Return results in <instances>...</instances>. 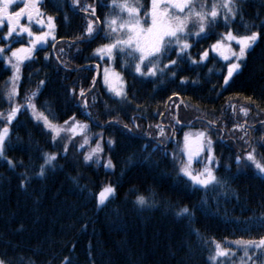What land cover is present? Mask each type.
Returning a JSON list of instances; mask_svg holds the SVG:
<instances>
[{"label":"trees","instance_id":"1","mask_svg":"<svg viewBox=\"0 0 264 264\" xmlns=\"http://www.w3.org/2000/svg\"><path fill=\"white\" fill-rule=\"evenodd\" d=\"M69 2L41 0L45 23L32 26L37 33L43 32L47 16H52L56 39L37 45L31 58L21 64L15 101L26 104L24 97L44 81L32 101L39 111L48 115L50 109L49 118L55 116L54 122L65 127L64 122L71 124L73 117L89 127L83 135H61L54 143L53 134L30 109L22 107L12 121L5 155L17 166L13 169L0 159V256L12 259L13 264H19L21 256L25 264L29 258L35 264H242L238 257L242 249L234 242L264 237V224L260 223L264 219V174L243 160L255 147L257 159L264 163V0H239L237 19L228 27L219 20L215 28L207 29L206 36L190 38L188 55L178 57L173 49L169 59L177 60L175 77L171 71L142 77L117 57L112 62L123 75L126 101L109 92L100 78L93 85L95 63L100 67L109 63L108 58L96 55L95 49L110 40L104 38L103 31L94 40L86 35L90 20L95 22L98 17L97 30L99 23L100 29L105 28V19L117 18L119 10L111 7L112 0H71L75 10ZM138 2L143 5V17L150 0ZM85 5L95 7V17ZM229 30L238 36L257 31L260 38L225 86L227 64L210 47ZM56 40L57 58L51 52ZM204 50H209V58L200 63ZM10 75L11 69L0 57V113L4 114L9 111L6 93ZM179 100L178 119L192 121L190 126L174 121ZM241 107L249 109L247 116ZM242 118L250 124L245 130L237 126ZM201 119L212 121L213 127ZM133 121L139 128H133ZM157 125L164 127L167 138L160 136ZM195 128L207 131L212 138L219 161L215 173L227 181L222 189L192 187L186 177L178 175L179 164L170 154L186 159L180 153L184 133ZM84 136L90 143L81 147ZM109 139L116 141L111 149ZM97 143L104 149L99 163L95 157L85 162L84 156ZM44 153H56L57 160L41 177L36 173L44 163ZM109 156L116 165L114 170L104 167ZM237 156L242 160L239 167ZM25 171L31 177L26 189L20 186ZM107 184L116 188V194L98 206L97 194ZM139 195L147 197L151 206H139ZM184 206L192 210L191 217L176 215ZM213 241L235 256L211 261ZM249 255H253L251 250ZM261 260L246 258L243 264H261Z\"/></svg>","mask_w":264,"mask_h":264},{"label":"snow or ice","instance_id":"2","mask_svg":"<svg viewBox=\"0 0 264 264\" xmlns=\"http://www.w3.org/2000/svg\"><path fill=\"white\" fill-rule=\"evenodd\" d=\"M41 0H0V31H3L5 24L7 25V31L3 36H0V40L8 42L10 38L15 36L17 38L27 35L30 41V46L27 48L21 47L12 50L11 47L7 49L11 53L10 56H4L6 49L0 47V56H4L8 65L13 70V76L11 79L12 87L6 93V100L9 104V111L7 114L0 113V120L5 126L0 127V159L7 161L9 167L15 169L17 164L9 159L6 153V141H9L10 125L13 120L16 119L17 114L21 111V108H28L32 110V114L37 121H42L44 127L48 129L52 135V141L55 143L58 138L61 137V133L71 132L73 135H83L88 129L87 124H81L79 121L72 118V123L65 121L64 124L68 127L55 123V116L52 119L49 118L51 110L48 109V115L43 111H39L36 104L32 101L35 100L39 94L40 87L43 86L44 81H40L36 91L31 95L25 96L26 104H19L15 101V97L19 96L17 81L20 79L21 64L24 60L30 59L32 53L36 50L37 45H45L49 37L54 41L55 35L53 23V17L47 16V32L41 34H34L30 26L22 24L23 19H27L31 24L35 18L37 25L43 26L45 21L43 19L44 13L40 7ZM14 4H21L22 6L16 11H12ZM111 7L118 9L120 15L117 18H106L103 22L106 27L99 29L105 33L104 38L110 40L109 43L100 45L95 49V54L101 59L107 57L108 60L115 62L117 57L121 58L125 67L131 66L136 74L142 77H156L157 75H164L167 71H171L173 77H175V70L173 66L177 65V60H170L169 57L173 49H176L177 56L183 57L188 55V50L192 45L189 43L190 38H200L202 34L207 35L206 29L215 28L219 20H222L225 27H228L232 21H235L241 12L239 0H212L209 5L206 0H150V8L144 9V15L141 16V9L143 5L137 3H129V0H112ZM86 10H90L93 17L96 16L95 7L85 5ZM126 13V16L123 15ZM242 18V17H241ZM99 22V18L96 17V21L90 20L86 29V35L90 40L98 38L99 31H97L96 23ZM189 23L193 24V27L197 28V31L189 30ZM95 33V35H94ZM260 38V33L252 31L248 35L238 36L233 34L231 30L224 33L220 40L211 45L210 51L218 54L224 61H230L226 65V75L224 76V85L227 86L229 81L232 80L234 74L238 73L242 67L241 61L245 60L248 51L254 48L256 42ZM232 42H235L239 46V50L236 51L231 47ZM209 58V50H204L200 54V63L207 61ZM165 60H169L168 63H164ZM193 64L197 63L196 60L191 61ZM163 66L161 67V65ZM211 72L212 69H209ZM104 83L108 86V90L112 92L116 97H119L121 101L127 100L126 84L123 77L119 72L114 69L109 72L108 68L104 69ZM187 80H181V84L186 83ZM95 83V82H93ZM80 96L84 97L83 90L80 92ZM249 100L251 98H248ZM85 107H87V100L83 101ZM178 107V106H177ZM235 111V106H232ZM240 111L247 116L249 109L247 107H241ZM90 116L91 113H88ZM180 123L179 119L175 121ZM111 123V122H110ZM119 123V121H116ZM208 126L213 127V122L208 121ZM159 129L161 137H166L164 127L161 125L156 126ZM243 129V126H240ZM129 133L133 132V128H139V125L133 121V128H129L128 125H124ZM175 130L173 129V135ZM100 139H103L102 134H97ZM245 135L247 132L245 131ZM167 138V137H166ZM68 140L69 137H64ZM90 141L87 136H84L83 143L89 144ZM107 143L110 149L115 146L116 141L109 139ZM104 149L100 143H97L94 149H91L87 155L84 156L85 162L93 161L98 164ZM63 152L67 154L68 146L63 145ZM207 152V156L200 159L202 154ZM182 156L186 159H180L175 152L171 153L173 162H178V175L186 177L192 187H197L208 191H216L226 187L227 181L220 178L215 173V167L219 166V161L216 159L213 141L207 131L186 132L183 137V148L180 149ZM165 155H169L165 153ZM44 163L39 166L37 175L45 176L46 169L48 167H55L54 161L57 160L56 153H44ZM244 162H251L252 165L264 174V163H261L257 159V153L255 147H251V150L243 158ZM201 163L202 169H193V162ZM242 163L241 157H236V164L239 167ZM19 164L23 166V161ZM106 169L114 170L116 165L113 163L112 158L109 156L104 164ZM22 183L21 187L27 188L31 177L27 174V171L21 173ZM116 194V188L111 184L105 185L97 194L98 206L105 205L110 198H113ZM224 195H227L225 192ZM136 203L141 206H151L149 199L143 195L137 196ZM176 215L178 217H191L193 215L192 210L184 206L180 208ZM260 223L264 224V219H260ZM86 227V225H85ZM199 235V232H197ZM212 255L209 259L213 262L218 261L220 258H228L235 256L234 252H230L225 249L219 242H212ZM235 246L243 250V257H241L242 264L247 258L248 261L261 260L264 257V237L257 240H237L234 242ZM252 251L253 255H249V251ZM259 253V255H256ZM0 264H13L12 259L0 256ZM19 264H25L24 257H19ZM26 264H35V262L29 258ZM66 264H71L70 261H66ZM261 264H264V260H261Z\"/></svg>","mask_w":264,"mask_h":264},{"label":"rangeland","instance_id":"3","mask_svg":"<svg viewBox=\"0 0 264 264\" xmlns=\"http://www.w3.org/2000/svg\"><path fill=\"white\" fill-rule=\"evenodd\" d=\"M206 2L210 5L211 4V2H212V0H206ZM15 7L16 6H13L12 7V10H14L15 9ZM99 25H100V23H99ZM100 27H101V25H100ZM35 26H32L31 27V29H32V31H33V33L34 34H41L42 32H39V33H37V31H35ZM189 30H191V31H197L198 29L197 28H195V27H193V24L192 23H189ZM6 31H7V25L6 26H4V29H3V31H0V36H3L5 33H6ZM48 31V28H47V23H46V32ZM206 32H207V29H206ZM234 34V33H233ZM202 35H204V34H202ZM236 35V34H235ZM24 36V35H23ZM23 36H21V37H19V38H17L16 36H15V34L13 35V37L12 38H10V40L8 41V42H5V41H3V40H0V47H4L5 49H6V52H5V54H4V56H10L11 55V53L9 52V51H7V49L9 48V46L11 47V49L12 50H15V49H17V48H21V47H24V48H27V47H29L30 46V41H29V38L28 37H26L25 36V38L23 37ZM221 39V38H220ZM220 39H218V40H220ZM25 41L26 42V44H23V46H22V44L20 45L19 44V42H21V41ZM217 40V41H218ZM216 41V42H217ZM216 42H214L213 44H215ZM212 44V45H213ZM231 47L234 49V50H236V51H238L239 50V46L235 43V42H232V44H231ZM54 49H55V46L54 47H52V50H53V52H54ZM214 53V52H213ZM215 55H217L221 60H223L222 59V57H220L218 54H216L215 53ZM4 56H0V57H2L3 59H4V61H5V63L7 64V62H6V60H5V58H4ZM224 61V60H223ZM226 62V64H228V63H230V61H225ZM103 64H106V63H103ZM8 65V64H7ZM9 66V68L11 69V77L13 76V70H12V68H11V66L10 65H8ZM105 68H108L109 69V72L111 73L112 72V70L114 69L115 70V68H114V65H113V62L112 61H110V63L109 64H106L105 66H103L102 67V71L100 72L101 73V77L99 76V78H100V80H101V83H103V85L108 89V86L104 83V79H103V77H104V69ZM116 71V70H115ZM116 72H118V71H116ZM120 73V72H119ZM120 75H121V73H120ZM225 75H226V73H225ZM122 76V75H121ZM10 77V78H11ZM123 77V76H122ZM9 78V82L7 83L8 84V86H7V91L12 87V84H11V79ZM124 80V79H123ZM109 91V90H108ZM110 92V91H109ZM112 93V92H111ZM113 94V93H112ZM114 95V94H113ZM115 96V95H114ZM119 98V97H118ZM181 103V100H179L178 102H177V104H176V106H175V111H176V113H175V115H174V121H176V119H178V108H179V104ZM178 106V107H177ZM30 112H31V115L33 116V114H32V110L30 109ZM34 117V116H33ZM163 117V114L161 115V118ZM160 118V119H161ZM243 120H242V122L241 123H237V126L239 127V128H241L240 126H243V129L241 128V130H245V129H247L249 126H250V124H249V122H247V121H245L246 119H244V118H242ZM202 121H204L203 119H201ZM180 121V120H179ZM42 122V121H41ZM188 122V123H187ZM43 124V123H42ZM160 124H163L162 123V121L160 120ZM179 124H186V125H188V126H190L191 124H193V122L192 121H186V122H184V121H180V123ZM48 130V129H47ZM49 131V130H48ZM197 131H202L201 129H194V131H188V130H186L185 132H197ZM61 135L62 136H74L71 132H65V133H61ZM204 157H203V154H202V156L200 157V159H203ZM195 163V162H194ZM195 164H197L198 166H195V165H192V167H193V169H202V167H203V165L201 164V163H195ZM238 257L241 259V257H243V250H242V253L240 254V255H238ZM246 259V258H245Z\"/></svg>","mask_w":264,"mask_h":264},{"label":"flooded vegetation","instance_id":"4","mask_svg":"<svg viewBox=\"0 0 264 264\" xmlns=\"http://www.w3.org/2000/svg\"><path fill=\"white\" fill-rule=\"evenodd\" d=\"M13 6H16V7H15L14 10H12V9H11V10H12V11H16V10H18V8L21 7L22 5H21V4H14ZM13 6H12V7H13ZM34 19H35V18H34ZM25 20L27 21L26 18H25Z\"/></svg>","mask_w":264,"mask_h":264},{"label":"water","instance_id":"5","mask_svg":"<svg viewBox=\"0 0 264 264\" xmlns=\"http://www.w3.org/2000/svg\"><path fill=\"white\" fill-rule=\"evenodd\" d=\"M71 5V4H70ZM98 73H99V68L97 67V73H96V76H95V80L94 81H96V78H97V76H98Z\"/></svg>","mask_w":264,"mask_h":264}]
</instances>
